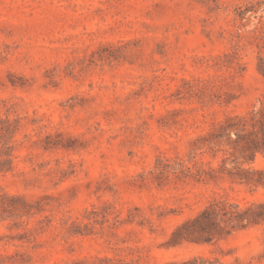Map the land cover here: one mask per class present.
Masks as SVG:
<instances>
[{
	"label": "rangeland",
	"instance_id": "1",
	"mask_svg": "<svg viewBox=\"0 0 264 264\" xmlns=\"http://www.w3.org/2000/svg\"><path fill=\"white\" fill-rule=\"evenodd\" d=\"M262 109L264 0H0V186L26 211L0 222V264H264V185L151 173ZM223 147L196 158L242 161ZM215 200L256 223L168 248Z\"/></svg>",
	"mask_w": 264,
	"mask_h": 264
},
{
	"label": "trees",
	"instance_id": "2",
	"mask_svg": "<svg viewBox=\"0 0 264 264\" xmlns=\"http://www.w3.org/2000/svg\"><path fill=\"white\" fill-rule=\"evenodd\" d=\"M236 118V120L229 118L207 135L197 137L191 144L190 156L186 161L173 164L166 162L156 167L151 173L158 180V183H161L170 174L177 179L190 177L196 181L214 180L218 174H224L232 182L239 184L255 187L264 185V170L243 167L245 163H253L257 154L264 155V110L252 111L247 118ZM224 145L229 146L232 150L239 148L242 161L240 163L236 161L235 151H231L234 158L230 160V163H228V158H221L215 167H212L209 162L204 163L196 158L203 153H208L215 158L218 152H227L223 147ZM9 161V159H0V173L10 170ZM19 200V197L4 192L0 186V222L12 219L17 215L20 209L16 202ZM250 211H252L251 208L241 209L237 205L215 200L195 218L182 223L173 230L168 248L175 246L177 241L192 236V234L201 236V233H208L210 230L229 233L254 224L257 220L250 216ZM20 212V216L26 214V211ZM260 218H264V215ZM65 264L130 263L123 259L102 256L82 258ZM166 264H213V262L207 259L193 258Z\"/></svg>",
	"mask_w": 264,
	"mask_h": 264
}]
</instances>
